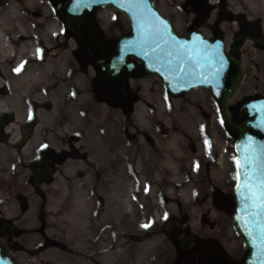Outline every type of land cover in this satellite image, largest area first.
Wrapping results in <instances>:
<instances>
[{
  "label": "rangeland",
  "instance_id": "rangeland-1",
  "mask_svg": "<svg viewBox=\"0 0 264 264\" xmlns=\"http://www.w3.org/2000/svg\"><path fill=\"white\" fill-rule=\"evenodd\" d=\"M152 2L180 35L188 30L194 9L191 0ZM86 19L98 27V37L106 50L103 58L111 57L116 52L119 38L130 32L128 18L110 6L95 9ZM232 33L233 30L227 36ZM239 60L245 70V78L229 107L230 117L237 124L243 120L236 113L245 99L264 97V50L247 43ZM92 73L84 78L78 72V85L84 81L86 91L81 92L84 96L78 97L81 100L79 105L71 103L66 110L74 116L73 120L70 117L66 126L62 125L59 129L53 125L50 129L45 127L55 122L58 109L54 104L51 109L42 108L38 116L44 126L35 133L31 143L33 147L41 140L53 146L76 137L77 151L83 155L60 165L50 182L41 186L31 182L29 165L34 152L11 144L16 141L18 130L14 131L10 142L0 144V219H10L19 233L18 237L2 238L0 242L9 244L14 241L18 245L17 249L10 251L17 264H102L106 259L110 263L112 257L117 256L125 262L145 257L155 260L159 251L169 248L168 237L172 236L167 227L170 222L183 223L181 227L185 229V234L193 237H223L228 246L238 247L232 252L234 261L245 259L243 239L236 234L231 221L225 217L213 226L209 225L203 218L206 207L195 201L196 196L206 193L203 191L206 186L202 177L203 152L213 148L214 153H222L223 147L228 152L237 136L223 123L220 109L211 100L208 91L197 89L172 97L161 80L145 73L139 64L135 75L127 80L129 90L126 94L115 93L107 86L100 88L96 94ZM131 94L135 95V99L129 111L125 112L118 103ZM7 105L1 107L0 113L7 109ZM98 105L100 109L96 108ZM81 109L87 110V114L80 113ZM21 111L19 122L27 115L25 109ZM105 121L108 126H115L117 135L123 141L137 148L135 156L140 166L137 174L140 177V172H143L146 186L140 183L137 175H128L125 182L136 191L133 200L142 207L144 214L135 226L112 229L110 235L113 236L101 237L97 240V247L81 242L73 245L71 239L63 237L58 228L60 224L70 223L74 203L79 195L88 190L86 177L90 170L87 165L93 162L97 171L109 156L107 142L111 134L107 129L98 128ZM158 126L163 127L162 132L158 131ZM187 140H191L192 146L186 145ZM188 151L195 155L183 157L189 154ZM195 165L202 168L197 170V174L192 173ZM237 177L236 172L232 187ZM142 193L145 197L141 196ZM159 212L163 216L156 220L155 215ZM105 250L111 252L104 253ZM116 250L121 253L117 254Z\"/></svg>",
  "mask_w": 264,
  "mask_h": 264
},
{
  "label": "flooded vegetation",
  "instance_id": "flooded-vegetation-1",
  "mask_svg": "<svg viewBox=\"0 0 264 264\" xmlns=\"http://www.w3.org/2000/svg\"><path fill=\"white\" fill-rule=\"evenodd\" d=\"M67 1L0 0V29L6 43L16 47L9 57L0 54V99H5L9 104L7 111L0 113V144L10 142L12 134H15L10 131V127L15 125L14 130H18V136L11 144L19 149H31L34 152L29 165L30 180L38 186L50 182L65 161H75L83 156L77 151L76 137L67 139L65 143L57 142L53 146L44 140L38 142L35 147L31 145L35 133L44 126L38 119L42 108L51 109L54 104L58 111L64 110V119L68 115V104L65 103L67 96L71 93L76 95L77 89L86 88L84 81L78 85V72L84 78H87L90 72L94 73L93 90L96 94L103 86L110 87L115 93L120 91L126 94L129 90L127 80L132 77L126 75L117 81L114 90L109 78L103 80L97 75L96 64L99 61L109 63L116 52L109 58H103L106 50L98 37L96 23L86 19L89 14L83 18L80 37L66 27V21L58 11V6ZM191 3L194 6L193 14L188 30L182 36L196 29L209 40H221L228 52L237 41L238 59L247 43L264 50V0H191ZM89 24H94L96 37L102 47V55L98 60L93 58L92 49L88 44ZM232 30V35L227 36ZM127 62L135 63L137 72L140 63L131 58ZM134 99L133 94L129 98H122L118 103L121 110L128 112ZM22 109H25L27 115L19 122L18 114ZM236 115L238 117V111ZM52 125L56 129L62 126L60 122H54L45 127L50 129ZM158 131L162 132L163 127L158 126ZM230 132L237 134L231 129ZM45 145L47 147H44ZM186 145L192 146L191 140H187ZM193 155L195 154L189 152L183 157L190 158ZM202 157V177L206 181L203 191L206 193H202L198 203L207 209L203 216L204 221L211 226L225 217L231 221L234 210V186L232 187L231 183L235 180L237 172L235 141L228 152L225 147L222 148V153H214V149L210 148L203 152ZM192 169L194 174H197V170H202L197 165ZM47 171L51 172L50 178L44 177ZM34 175L39 176L37 179H44L43 182L36 184ZM199 192L202 190L199 189ZM178 223L180 227L183 226V223ZM6 225L14 228L11 236L5 234ZM14 236H19L14 223L7 218L0 219V239ZM168 241L169 248H164V252L159 251L155 260L145 257L138 261L129 259L125 262L122 257L117 256L112 257L110 263L106 259L102 264H244L245 259L234 261L232 252L237 251L238 247L228 246L223 237H193L185 234V229L182 228L181 237H168ZM4 245L9 254L18 246L14 241Z\"/></svg>",
  "mask_w": 264,
  "mask_h": 264
},
{
  "label": "water",
  "instance_id": "water-1",
  "mask_svg": "<svg viewBox=\"0 0 264 264\" xmlns=\"http://www.w3.org/2000/svg\"><path fill=\"white\" fill-rule=\"evenodd\" d=\"M108 6L128 17L130 33L118 40L116 54L109 63L96 64V73L101 79L109 78L115 90L117 81L135 74L136 64L127 62L135 59L147 74L158 76L174 97L200 88L207 90L220 107L225 125L238 133L235 141L238 180L233 191L231 221L248 252L244 264H264V98L247 99L238 111V117L245 119L241 124H235L230 118L229 103L245 76L238 59L237 41L228 52L221 40H209L196 29L181 36L151 0L142 3L137 0H68L58 6V11L66 27L80 37L84 16ZM87 35L93 58L98 60L102 47L94 24H89ZM37 177L34 175L36 184H41L44 179ZM44 177L50 178L51 172H45ZM13 229L6 225L5 234L11 236ZM167 231L172 237L182 235L176 222H170ZM0 264H16L1 243Z\"/></svg>",
  "mask_w": 264,
  "mask_h": 264
},
{
  "label": "bare ground",
  "instance_id": "bare-ground-1",
  "mask_svg": "<svg viewBox=\"0 0 264 264\" xmlns=\"http://www.w3.org/2000/svg\"><path fill=\"white\" fill-rule=\"evenodd\" d=\"M15 49L14 45L6 43L3 31L0 29V54L9 57L10 54L15 52ZM85 91L86 88L79 90L76 95L71 93L67 96L65 103L68 104V108L71 103L72 105L75 103L79 105L81 100L78 97L84 96L81 92ZM2 104H7L5 99H0V110ZM96 108L100 109L101 107L98 105ZM3 110L7 111L5 108ZM72 112L75 113V111ZM81 112L87 114L85 109H81ZM70 117L73 120V114H68L63 119L62 111H58L55 123L60 122L61 125L66 126L70 121ZM10 128V131H15V125ZM98 128L105 131L107 129L111 134L107 142L109 156L97 171L94 170L93 162L87 165L90 170V174L86 177L88 190L79 195L78 200L74 203L70 212V223L60 224L58 228L63 237L71 239L73 245H78L81 242L97 247V240H100L101 237L113 236V234L110 235L112 229L118 226L122 229L135 226L138 219L144 214L141 210L142 207L133 200L136 191L130 189L125 182L128 175L138 176L137 171L140 166L135 156L137 148L135 149L123 141L117 135L115 126H108L106 121L102 127L100 125ZM171 142L174 143L175 140L172 139ZM168 160L167 158L166 161ZM142 173L141 171L138 180L146 186V182H143L144 175ZM132 179L135 181V178ZM131 188H133L132 185ZM141 196L145 197V193H142ZM199 197L200 195L196 196V202H199ZM162 216L159 212L155 215V218L157 220ZM103 252L108 253L111 251L106 252L105 250ZM116 252L118 254L119 251L116 250Z\"/></svg>",
  "mask_w": 264,
  "mask_h": 264
},
{
  "label": "snow or ice",
  "instance_id": "snow-or-ice-1",
  "mask_svg": "<svg viewBox=\"0 0 264 264\" xmlns=\"http://www.w3.org/2000/svg\"><path fill=\"white\" fill-rule=\"evenodd\" d=\"M137 2L138 3H142V2H144V0H137ZM80 5H79V3L77 4V7H79ZM161 23H165L166 24V22H164V21H161ZM17 71H19L18 69H17ZM44 147H47L46 145L44 146ZM142 227H147V225H142Z\"/></svg>",
  "mask_w": 264,
  "mask_h": 264
}]
</instances>
